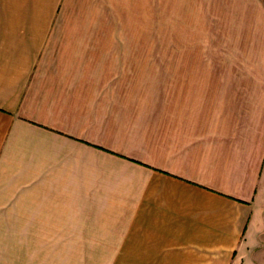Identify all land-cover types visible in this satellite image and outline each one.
<instances>
[{"label": "crops", "instance_id": "crops-1", "mask_svg": "<svg viewBox=\"0 0 264 264\" xmlns=\"http://www.w3.org/2000/svg\"><path fill=\"white\" fill-rule=\"evenodd\" d=\"M92 1L0 0V264H264L263 6L161 85Z\"/></svg>", "mask_w": 264, "mask_h": 264}, {"label": "rangeland", "instance_id": "rangeland-1", "mask_svg": "<svg viewBox=\"0 0 264 264\" xmlns=\"http://www.w3.org/2000/svg\"><path fill=\"white\" fill-rule=\"evenodd\" d=\"M102 1L96 0L90 9L94 10V22L111 25L112 49L136 57L139 62L135 65L143 66L145 81L166 85L171 57L183 54L186 39L192 40V53H198L203 43L205 53L207 48L222 44L230 54L233 23L242 19L243 12H236L235 4L247 0ZM257 4L264 8V0Z\"/></svg>", "mask_w": 264, "mask_h": 264}]
</instances>
